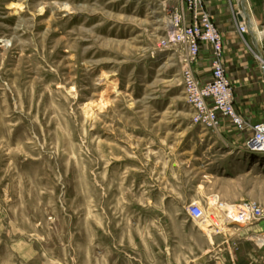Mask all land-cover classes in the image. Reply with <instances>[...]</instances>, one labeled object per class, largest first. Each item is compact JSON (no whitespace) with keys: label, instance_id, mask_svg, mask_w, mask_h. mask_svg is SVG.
<instances>
[{"label":"rangeland","instance_id":"rangeland-1","mask_svg":"<svg viewBox=\"0 0 264 264\" xmlns=\"http://www.w3.org/2000/svg\"><path fill=\"white\" fill-rule=\"evenodd\" d=\"M178 1L0 0V264H250L264 250V221L215 212L264 201V154L248 151L244 174L208 170L216 133L193 124L185 52L164 45ZM238 2L264 68V0Z\"/></svg>","mask_w":264,"mask_h":264},{"label":"built area","instance_id":"built-area-1","mask_svg":"<svg viewBox=\"0 0 264 264\" xmlns=\"http://www.w3.org/2000/svg\"><path fill=\"white\" fill-rule=\"evenodd\" d=\"M179 2V6L171 14L170 29L164 45L177 47L185 52L184 92L192 111L193 124L215 132L219 130L224 118L239 132L251 130L248 148L252 153L262 154L264 122L250 125L235 108L234 87L226 74L224 40L219 28L207 12L197 14L201 0ZM186 13L192 15L189 22ZM238 31L246 42L245 38L250 33V28L244 20L238 22ZM206 44L212 48V74L210 80L202 81L197 77L194 66ZM215 212L224 221L234 225L249 226L264 221V205L253 201H243L236 205L221 203ZM188 213L194 220L205 215L202 206L197 203L188 206ZM258 239L264 249V235H259Z\"/></svg>","mask_w":264,"mask_h":264},{"label":"crops","instance_id":"crops-1","mask_svg":"<svg viewBox=\"0 0 264 264\" xmlns=\"http://www.w3.org/2000/svg\"><path fill=\"white\" fill-rule=\"evenodd\" d=\"M238 3V0H201L197 14L204 12L210 14L212 20L221 31L225 47L226 74L234 87L235 108L250 125H255L264 122V68L263 62L260 63L258 61L260 59L254 53L252 54L253 50L246 45L247 38L252 44L258 45L256 37L252 33H249L245 38V42L239 34L238 22L241 20L246 21V23L249 22L248 16L250 12L249 14L239 13ZM186 19L188 22L191 21L192 15L186 13ZM211 49L209 44L204 45L199 61L194 66L197 77L202 81L211 79ZM215 133V136L210 137V143L214 144L212 147L217 149H214L212 152H206L208 170L212 174H218L219 170L222 169L225 172L224 174L227 173L228 175L244 174L243 172L250 170L249 167L252 165L253 160L248 152L250 151L248 144L252 133L251 130L244 133L239 132L231 122L222 118L221 126ZM215 143L219 145L215 146ZM220 148L224 150L216 152ZM254 170L255 168L252 169V171ZM198 189L199 186L196 187V190ZM172 199L174 198H169V200ZM237 199H241V201L229 205H236L247 201L245 198H241V196H238ZM163 201H165L162 203L163 205L172 204H168L166 198ZM248 201L264 205L263 200ZM194 203H198L197 195L189 199L184 205L190 206ZM177 251L179 254L183 253L182 250ZM254 254L253 256L249 251L245 260L251 264V258H255L256 256L261 261L260 263L264 261V250L255 251Z\"/></svg>","mask_w":264,"mask_h":264},{"label":"water","instance_id":"water-1","mask_svg":"<svg viewBox=\"0 0 264 264\" xmlns=\"http://www.w3.org/2000/svg\"><path fill=\"white\" fill-rule=\"evenodd\" d=\"M262 154H264V152H262Z\"/></svg>","mask_w":264,"mask_h":264}]
</instances>
